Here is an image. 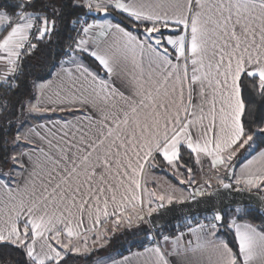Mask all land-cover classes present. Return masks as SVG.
Returning <instances> with one entry per match:
<instances>
[{"label": "snow or ice", "instance_id": "6c2138e0", "mask_svg": "<svg viewBox=\"0 0 264 264\" xmlns=\"http://www.w3.org/2000/svg\"><path fill=\"white\" fill-rule=\"evenodd\" d=\"M261 193L264 0H0V264H264Z\"/></svg>", "mask_w": 264, "mask_h": 264}, {"label": "trees", "instance_id": "16d2710c", "mask_svg": "<svg viewBox=\"0 0 264 264\" xmlns=\"http://www.w3.org/2000/svg\"><path fill=\"white\" fill-rule=\"evenodd\" d=\"M190 167H193V171L196 172L197 168L194 167L192 164H189ZM182 170V169H181ZM162 172L165 174L168 178L171 179L172 182L175 183V185H180L178 184L176 179H173L171 175H168L166 171H160L157 170V172ZM255 215V213H254ZM200 216V215H199ZM256 223H259L260 221L257 220L255 221ZM181 223V221L172 223L166 227H164L162 230L164 231H176L178 225ZM144 237V233L138 231V229L135 227L133 229H124L122 232L116 234L115 236L112 237V239L109 241L108 245L106 248L101 249L98 252H94L92 257L89 258H76L73 257L70 261L69 264H94L95 260L99 257H104L106 255L110 254H115L116 257H119L118 254L123 253L124 255L129 254L127 251L128 248H131L132 252L141 250L140 245L138 243H135L136 241L142 240ZM21 257L17 254L15 256V259H20Z\"/></svg>", "mask_w": 264, "mask_h": 264}, {"label": "water", "instance_id": "95a60500", "mask_svg": "<svg viewBox=\"0 0 264 264\" xmlns=\"http://www.w3.org/2000/svg\"><path fill=\"white\" fill-rule=\"evenodd\" d=\"M240 157H237V161H239ZM235 163V161H234ZM253 196L255 193L252 194ZM261 195V194H260ZM263 197V195H261ZM247 196L244 197H236L237 200L240 199H247ZM208 197H198L196 201H192L190 199H187L184 201V203H174L172 206H170L173 210L168 212L167 216L164 218V220H158L157 222L160 224H163V228L178 222V221H184L189 218H193L199 215H205L210 214L204 211L208 205L200 203V201L207 200ZM257 201H253L252 207L256 208ZM261 212H264V205H260ZM156 216V214H153Z\"/></svg>", "mask_w": 264, "mask_h": 264}, {"label": "rangeland", "instance_id": "374dc122", "mask_svg": "<svg viewBox=\"0 0 264 264\" xmlns=\"http://www.w3.org/2000/svg\"><path fill=\"white\" fill-rule=\"evenodd\" d=\"M181 171H183V170H181ZM197 171H198V169L196 170V172H197ZM158 172H159V171H158ZM196 172L194 171V173H196ZM204 172H205V173L208 172V167L204 168ZM160 173L163 174L162 172H160ZM164 175H165V174H164ZM164 175L161 176L162 179H164V180H161L162 183H163V186L167 187V185L171 184V185L175 186L177 189L183 187L182 185H179V186H178V185H175V183L172 182L170 178H168L166 175H165V176H164ZM185 176H186V174H185ZM197 179H200V176H197ZM162 183H161V184H162ZM178 194H179V193H178ZM183 195H184L185 197H187V196H188L187 191H185V192L183 193ZM185 200H187V199H185ZM107 227H109V228L112 227L111 221H109ZM133 228H135V226H133L131 229H133ZM124 229H128V228H124V227H122L120 230L116 231L115 233H111V232L108 233V236H109V238H110L109 241L112 239L113 236H115L116 234L122 232ZM111 255H112V254H111ZM112 256H114V254H113ZM104 257H108V256H104ZM94 264H95V263H94Z\"/></svg>", "mask_w": 264, "mask_h": 264}, {"label": "built area", "instance_id": "2783aa9c", "mask_svg": "<svg viewBox=\"0 0 264 264\" xmlns=\"http://www.w3.org/2000/svg\"><path fill=\"white\" fill-rule=\"evenodd\" d=\"M205 215H210V214H205ZM205 215H200V216H196V218L193 217V218H189V219H186L184 221H181V223L178 225L176 231L177 232L184 231L185 229H184L183 225H185L189 222H191L193 224V226H195L196 221L204 222Z\"/></svg>", "mask_w": 264, "mask_h": 264}, {"label": "crops", "instance_id": "0c3cea01", "mask_svg": "<svg viewBox=\"0 0 264 264\" xmlns=\"http://www.w3.org/2000/svg\"><path fill=\"white\" fill-rule=\"evenodd\" d=\"M240 159V158H239ZM206 167H208L207 165H205V167L204 168H206ZM239 171V168H237V172ZM164 174H161L160 172H157V171H154L153 172V174H152V178H155V179H157L158 181H160L161 183H162V181L161 180H164V179H162V177L161 176H163ZM165 176V175H164ZM162 185H163V183H162ZM149 187H152V185L150 184L149 185ZM261 195H263V197H264V193H261ZM139 251V250H138ZM136 252V251H135ZM111 255V254H110ZM126 255H130V253L129 254H126ZM106 256H109V255H106ZM112 256V255H111ZM114 256H115V254H114ZM116 257V256H115ZM117 259H119V257H116Z\"/></svg>", "mask_w": 264, "mask_h": 264}]
</instances>
